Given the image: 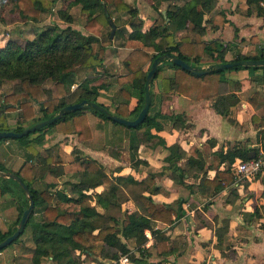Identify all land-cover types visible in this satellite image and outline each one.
<instances>
[{
    "label": "trees",
    "instance_id": "16d2710c",
    "mask_svg": "<svg viewBox=\"0 0 264 264\" xmlns=\"http://www.w3.org/2000/svg\"><path fill=\"white\" fill-rule=\"evenodd\" d=\"M16 21L23 23H39L43 14H51L58 0H14ZM68 7L59 10V18L66 23L65 27L57 24L44 28H33V37L23 41L10 39L0 47V89L12 82L13 87L8 92L1 93L0 101V131L21 132L38 122L53 118L66 105L80 102L83 99L96 102L99 89L108 88L106 82L92 84L107 73L104 66L107 48L112 46L113 38L120 39L121 45L129 52L123 59L125 73L115 77L118 85V95L112 106H103L108 113L126 119H134L141 110L144 102L145 78L154 59L164 54L177 57L189 64L192 68L202 69L200 62L210 60L208 71L203 74H194L170 61L169 58L160 59L154 77L150 82L151 104L144 121L136 127H126L108 119L99 110L85 105L75 110L64 112L52 123L28 135L14 138H1L0 142L15 143L17 148L23 149V162L17 170H10L0 163V171L13 172L28 186L33 200L32 215L40 217L34 224L35 232L32 235L34 247L28 249L31 253L32 264H41L42 258H49L51 264H106L117 261L126 256L133 264H162L172 253L171 240L162 229H155L157 222L172 225L182 214V199L178 200V209L172 205L156 206L152 195L159 191L155 185L154 175L149 174L142 180H136L132 175L109 176L102 166L93 159L83 156L77 148L71 151L72 166L78 176L77 183H71L69 191L55 190V182L46 183L43 189L34 186V159L44 158L40 166L39 179L45 175L53 177L64 173L62 161L58 155L53 156L52 150H45L42 154L38 137L55 131L57 133H75L79 141H86L92 137L88 123V113L115 126H121L129 132V152L131 164L138 165L137 150L141 144L148 143L154 136L151 129H160L159 119L162 116L156 103L155 88L160 94L177 93L191 100L212 99V107L216 113L225 116L229 107L238 102L236 91L239 90L238 81H232L227 74L231 70L247 69L257 73L256 83L264 82V66H234L227 69H213L215 64H223L247 59L237 54L230 60L224 57L226 47L219 40L206 42L202 40L205 24L218 27L228 20L224 13L219 12L210 19L204 20V15L210 13L216 6L217 0H147L156 8H162L166 3L167 9L162 21L154 20L143 31L144 21L138 16L135 6H130L125 0H67ZM264 0H246L250 8L260 15ZM79 7V15L84 20L82 30L71 26L73 17L68 8ZM127 13V26L116 27L114 36L104 37V29L110 25L112 12ZM184 32L179 35V32ZM256 59H264V52L259 53ZM90 68L95 76L83 78L78 87L71 91L70 87L76 83V69ZM146 68V69H145ZM50 80L56 94L51 88L44 87L45 80ZM257 93L253 94L256 99ZM137 98V104L131 109L130 99ZM254 102V101H252ZM99 104V103H97ZM100 105V104H99ZM102 106V105H101ZM18 109L15 126H10L7 112ZM178 120L179 116H170ZM255 119V118H254ZM260 134H258L259 141ZM264 139V133L262 134ZM168 151L165 161L168 163L164 171L175 183L192 189V184L185 182V175L199 178L198 191L204 193L208 186H213L215 195L233 184L244 183L246 195L253 196L248 190V177L258 176L260 172L246 176L236 174V163L250 157H257L264 151L261 148L230 147L226 150L217 149L212 158L218 163L215 174L210 179L204 171L205 160L202 153L196 148H190V156L185 166L178 162L186 156L179 144L166 146ZM110 153L118 157V153L111 149ZM224 164V169L218 167ZM192 169L197 173L192 174ZM202 172V176L200 175ZM264 181V176H263ZM102 185L103 190L87 194V191ZM6 194H14L21 200V211L17 220L7 232L0 230V242L11 235L17 227L22 212L28 205V199L19 184L11 178L0 176V199ZM92 198L103 209V213L96 210L94 205L85 204L86 198ZM264 198V191L261 193ZM131 200L137 207L126 216V221L117 227L122 215V204ZM19 202V200H18ZM251 212H243L244 221L253 222L264 217V204L254 203ZM30 226V219L24 231ZM223 227L216 230V238L222 240L228 229V220L223 221ZM264 229V222L261 223ZM149 230L153 245L146 247L147 237L144 231ZM21 235L8 246L18 243ZM133 239L135 247H130L128 241ZM6 246V247H8ZM5 247V248H6ZM4 249V248H3ZM2 250V249H1ZM0 250V251H1ZM105 260V262H103ZM100 261V262H99Z\"/></svg>",
    "mask_w": 264,
    "mask_h": 264
},
{
    "label": "crops",
    "instance_id": "0c3cea01",
    "mask_svg": "<svg viewBox=\"0 0 264 264\" xmlns=\"http://www.w3.org/2000/svg\"><path fill=\"white\" fill-rule=\"evenodd\" d=\"M176 1L182 2L183 0ZM146 2L149 8L160 11L163 16L165 15L168 8L166 3L162 4V8H156L147 0ZM260 4L263 7V13L258 15L252 8L251 12L250 10L248 12L250 6L246 0H217L213 10L204 15V20L222 12L228 22L218 27L205 24L206 28L202 40L206 42L219 40L224 43L226 60L232 59L237 54L244 55L247 59H256L259 53L264 52V1ZM61 9L65 10L66 8L62 7ZM141 19L144 21L143 31H145L152 23L145 24V19ZM32 24L37 25V23L30 25ZM183 33L181 31L178 34ZM114 39L120 40L113 38V41ZM121 42L120 40L118 46H114L112 43V46L107 48L104 61L105 73L107 74L102 75L92 83L99 84L104 81L108 84L107 89H99L96 98L97 103L107 108L112 106L115 98L120 99L115 77L125 73L122 61L129 52V49L122 46ZM117 49L122 50L124 56L120 61H116L117 63L111 71L106 63L107 52L110 50L112 54H116ZM210 64L212 62L207 59L200 62L202 68H208ZM80 70L90 71L85 77L96 75L90 68H77L76 83L70 87L71 91L75 90L78 83L85 78L83 77L78 81L77 75ZM256 74L258 72L254 74L247 69L228 72V78L232 81H238L240 87L235 92L239 99L238 102L229 107L225 116L215 112L212 107V99L195 101L177 93L162 95L158 88H155L157 107L163 116L159 119L161 128L151 129L154 137L148 143L138 147V159L141 160L138 165L134 164L133 166L131 164L128 150L129 132L125 128L115 126L91 113H88V123L92 132V137L89 140L79 141L75 133L62 134L52 131L40 135L38 141L41 142L42 154L45 150H52L53 156L58 155L57 159L62 161L64 173L58 177L47 174L44 179H39L40 166L44 164V158L34 159L32 161L35 165L33 171L36 178L34 186L39 183L43 189L46 183L55 182L56 185L50 188L52 192L65 188L69 191L71 183L78 182V176L71 164V151L77 148L83 156L93 159L101 165L104 172L109 176L132 175L136 180H142L149 174H153L155 185L159 191L152 195V198L158 208L164 205H172L177 210L179 207L178 200L182 199L183 214L174 224L165 225L157 222L155 225V229L164 230L171 240L172 253L167 256L162 264H264V229L261 227L264 217L247 223L242 215L243 212H251L252 206L257 203V200H260L258 205L264 204V198L260 194L264 191V168L260 175L248 177L247 181H244L248 184V190L253 192V196L246 195L244 183L241 182H234L215 195L212 194L213 186H208L202 194L198 191L199 178L185 175V182L193 186L190 189L175 183L169 177V172L164 171L168 164L165 161L168 151L162 144L170 146L177 143L180 145L186 153V156L178 162L181 167L185 166L186 159L190 156V148H196L202 153L205 160L204 171L207 172L210 179L214 176L215 167L218 165L212 158V153L217 149L226 150L230 147L244 146L261 148L262 143H264V139H262L264 133V82L256 83L254 81ZM46 81L50 80H45L44 87L51 88L53 95H55L53 83L50 82L51 85H46ZM255 93L258 94L256 99L253 98ZM129 103L132 109L137 104V98L132 97ZM17 112V108L7 112L8 123L12 127L15 126ZM8 113L12 116L15 115L14 123L10 122ZM170 116H179V119H170ZM106 122L109 125L108 130L106 129ZM108 132L114 136V139L108 137ZM118 132L123 135L121 139L116 135ZM258 134H260L259 141L257 139ZM97 135H100L102 139ZM111 149L118 153V157L112 156ZM23 153V149L19 150L15 143L0 142V163L10 170L19 168L23 162ZM224 167V164H220L218 168L222 170ZM35 172L38 174L35 175ZM69 173L75 174L77 179L68 180V178H64L59 180ZM195 173H197L196 170L192 169V174ZM202 174L200 172L199 176ZM243 178L242 176L238 180H244ZM64 181L68 186L62 187L60 185ZM101 190H103V186L99 185L87 191V194ZM1 200L2 198L0 199V216L4 217L1 220L5 223L2 230L5 233L19 216L22 197L19 196V202L17 199L11 202ZM84 203L94 205L100 213L104 211L92 198H86ZM136 207V203L131 200L122 204V215L117 227H121V224L126 221L127 214L135 210ZM224 220H228V229L218 243L215 233L217 229L223 227ZM35 223L30 218L31 240L36 231ZM146 231L149 234L146 247H151L153 245L152 235L149 230ZM128 243L132 248L136 246L133 239H130ZM19 244L21 243L19 242ZM25 247L27 246L25 245ZM31 256V253L20 254L19 248L16 246L6 247L0 251V264H32ZM22 260L23 262H20ZM114 262L105 263L113 264Z\"/></svg>",
    "mask_w": 264,
    "mask_h": 264
},
{
    "label": "rangeland",
    "instance_id": "374dc122",
    "mask_svg": "<svg viewBox=\"0 0 264 264\" xmlns=\"http://www.w3.org/2000/svg\"><path fill=\"white\" fill-rule=\"evenodd\" d=\"M130 6H135L138 10V16L141 18L145 19V24H149L150 22L152 23L154 20H158L159 22L163 20V17L161 15L160 11H155L154 9H151L147 6V2L146 0H125ZM70 1L67 0H58L55 3V6L53 8V11L51 14H43L41 17V20L39 21V23H37V25L32 24L31 23H23V22H18L16 21V14L14 12V7H15V1L14 0H0V47H3L6 42L10 39H16L18 41H23V39L25 38H32L33 37V28H44L46 26H52L54 24L59 25L60 27H65L66 23L64 21H62L59 16H58V11L62 10L61 8H66L68 7V3ZM68 12L71 14V16L73 17V22L71 23V26L77 29L82 30V25L84 23V20L81 18V16L79 15V7L78 6H74L72 8H68ZM112 23L115 25V29L116 27H122L123 25H127V22L129 21V16L127 13H116V12H112V19H111ZM111 24L106 27L104 29V37L103 38H108V33L111 32ZM120 40H115L112 42L114 46H118ZM124 56L123 51L122 50H118L116 51V54H112V52L109 50L107 52V56H106V63L107 66L110 67V70H113V66L116 65V61H120L121 58ZM89 70H80L78 72V81L81 80V78L87 76V74H89ZM51 81H46V85H51L50 83ZM13 87L12 82H10L9 84L4 85V87L0 90V94L2 92H8L11 88ZM0 101H1V95H0ZM9 115V113H8ZM10 117V122L12 123L14 120V116L9 115ZM14 123V122H13ZM107 127L106 129L108 130V122H106ZM108 137L113 138L114 136H111V134L108 132ZM117 137L119 139L122 138V133L118 132ZM103 136V135H102ZM97 137L101 138L102 137L100 135H97ZM116 143V142H115ZM119 143V142H117ZM101 145V143H100ZM100 145H96V146H100ZM119 145V144H117ZM90 147H93L92 145H90ZM38 173L35 172V175H37ZM260 175V174H259ZM64 178H68V180H75L77 179L76 175L73 173H69L67 174L65 177H62L59 180H63ZM62 187L64 186H68L66 184V181L61 182L60 184ZM35 187L37 189H41L42 186L41 184L37 183L35 184ZM262 193V192H261ZM260 193V194H261ZM247 194V193H246ZM15 196L14 194H6L2 200H7L8 202L15 200ZM1 200V201H2ZM260 200H257V204ZM40 217L39 214H35L30 216V218L32 219V222H36L38 220V218ZM29 218V219H30ZM4 219V217L0 216V230L2 231L5 227V223L1 220ZM31 229L30 227H28L25 231V233L20 237V243H16L10 246H16L19 248V253L23 255L28 253V249H32L33 248V243L31 240ZM25 245L27 247H25ZM7 247V248H10ZM20 262H23L20 261ZM100 262V261H99ZM105 262V260L103 261ZM93 263V262H92ZM91 263V264H92ZM95 264L98 262H94ZM110 263V262H109ZM41 264H51V261L48 258H43V261L41 262Z\"/></svg>",
    "mask_w": 264,
    "mask_h": 264
},
{
    "label": "water",
    "instance_id": "95a60500",
    "mask_svg": "<svg viewBox=\"0 0 264 264\" xmlns=\"http://www.w3.org/2000/svg\"><path fill=\"white\" fill-rule=\"evenodd\" d=\"M110 24L112 27L111 32H110V36L113 37L114 31H115V25L112 23V21H110ZM164 57L169 58L172 63L181 66L186 71L192 72V73L197 74V75L206 73L209 70L208 68H202V69L192 68L189 64L182 61L181 59L174 57V56H171L169 54H164V55L159 56L158 58L154 59V61L152 62L151 66H150L148 73L146 74L143 106H142L141 110L139 111L138 115L134 119H126V118L108 113L103 106H101L97 103H94V102H90L89 100L83 99L80 102L64 106L63 108H61L58 111V113L53 118L38 122V123L28 127V128H25L21 132L0 131V139L1 138H8V137L18 138V137L28 135L29 133H33V132L39 130L40 128L44 127L45 125L52 123L56 119L60 118L64 112L75 111V110H78V109L84 107L85 105L91 106V107L99 110L108 119H110L112 121H115V122L122 124L124 126H127V127H136L139 124H141L147 116L149 106L151 104L150 82L155 75L157 66L160 64V59H162ZM238 65L245 66V67L264 66V59H245V60H238V61H233V62H228V63H223V64H215V65H213V69H227V68H231V67L238 66ZM0 176L3 178H11V179L15 180L19 184L21 189L24 191V193L26 194L27 199H28V205L24 209V211L22 212V215H21V218L17 224L16 230L11 235H9L8 237H6L4 240H2L0 242V250H1V249L5 248L6 246H8L10 243H12L14 240H16L21 235V233L24 231L25 225L28 222V220L32 214V210L34 208V200H33L32 194H31L28 186L15 173L0 171Z\"/></svg>",
    "mask_w": 264,
    "mask_h": 264
},
{
    "label": "built area",
    "instance_id": "2783aa9c",
    "mask_svg": "<svg viewBox=\"0 0 264 264\" xmlns=\"http://www.w3.org/2000/svg\"><path fill=\"white\" fill-rule=\"evenodd\" d=\"M264 168V151H262L257 157H250L247 160L241 161L238 160L235 167V172L237 176H251L254 175ZM144 235L149 238L148 232L145 230ZM129 260L126 256L120 257L113 264H125L128 263Z\"/></svg>",
    "mask_w": 264,
    "mask_h": 264
}]
</instances>
